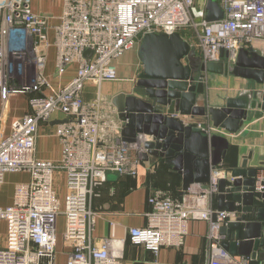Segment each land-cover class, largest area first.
Instances as JSON below:
<instances>
[{
    "label": "built area",
    "instance_id": "obj_1",
    "mask_svg": "<svg viewBox=\"0 0 264 264\" xmlns=\"http://www.w3.org/2000/svg\"><path fill=\"white\" fill-rule=\"evenodd\" d=\"M34 1L0 0L2 110L18 95L27 97L29 109L11 123L7 137L0 136V190L6 174L29 175L28 182L14 185L11 205L0 207V221L5 223L0 264H56L59 217L64 219L62 243L68 250L65 264H123L125 239L92 238L98 217L92 202L109 175L135 177L145 145L155 140L138 134L132 143L123 141L122 127L106 118L117 114L101 98L100 88L120 81L117 61L137 51L147 34L178 33L205 64L225 61V54L235 58L240 49L264 42V0H217L223 18L214 22L205 20L207 0H60L58 17L34 11ZM51 48L56 76L76 67L74 78L58 90L45 76ZM88 86L96 94L86 101ZM54 117L61 157L40 160L35 154L38 131ZM171 117L209 135L226 134L189 117ZM58 174L65 177L63 202ZM222 177L221 171L213 172L208 184L190 185L179 199L151 192L144 225L128 229L126 239L157 255L162 248L184 245L190 221H206L209 264H250L220 248L218 230L238 215L236 210L217 214L209 205ZM255 190L264 191V178L259 177Z\"/></svg>",
    "mask_w": 264,
    "mask_h": 264
},
{
    "label": "water",
    "instance_id": "obj_2",
    "mask_svg": "<svg viewBox=\"0 0 264 264\" xmlns=\"http://www.w3.org/2000/svg\"><path fill=\"white\" fill-rule=\"evenodd\" d=\"M205 10L207 22L223 18L217 0H207ZM137 58L141 68L131 93H119L110 102L122 123L120 137L132 143L138 134L152 136L155 142L145 145L142 159L154 157L170 166L172 173L179 174L182 196L190 185H206L212 173L220 171L229 141L183 125L171 116L206 119L207 125L226 135H245L244 123L264 116V56L252 48H242L235 58L225 54V61L205 64L196 50L173 33L143 36ZM209 75L233 76L247 81L249 86L236 97L225 99L222 107H210L204 98L199 104L198 97L205 94L204 81ZM252 157L251 152L243 157L239 167L221 171L216 213L231 214L236 204L242 207L232 221L220 227L218 234L224 252L264 264V225L259 222L264 220V207L255 209L253 218L257 221H251L255 176L258 168L264 167V156L259 159V167L249 168ZM260 197L264 206V191ZM215 220L216 214L212 216Z\"/></svg>",
    "mask_w": 264,
    "mask_h": 264
},
{
    "label": "crops",
    "instance_id": "obj_3",
    "mask_svg": "<svg viewBox=\"0 0 264 264\" xmlns=\"http://www.w3.org/2000/svg\"><path fill=\"white\" fill-rule=\"evenodd\" d=\"M34 1V11L51 13L58 17L61 6H47L43 10H38ZM57 21H52L56 24ZM52 39V35L50 34ZM256 53L264 56V42L256 41L248 46ZM132 51L125 54L117 61V70L120 81L114 83H105L99 90L101 98L106 103L119 94L129 95L134 87L135 79L140 71V63L136 54ZM76 67L71 66L60 77L55 74V49L51 48L48 54V61L45 69L51 87L54 90L61 89L69 83L75 76ZM205 94L198 97V103L202 104V99L207 100L210 107H222L224 101L230 97H236L237 94L247 89L248 82L233 76H207L205 81ZM96 91L88 86L84 90L83 97L86 101L95 97ZM27 97L18 95L9 98L6 103V109L2 110V98L0 96V136L7 137L10 133V125L17 119L22 118L28 112ZM107 120L116 126L121 127V122L117 115L108 113ZM196 122L208 126L206 119L198 118ZM57 117L53 118L48 124L40 126L36 142V158L40 160H58L61 157L62 147L59 139L55 135L58 125ZM242 131L245 135H222L229 141V149L223 160L220 171H229L240 166L243 157L253 153V157L248 162L249 168L259 167V159L264 156V116L260 119H252L245 122ZM120 132V130H119ZM116 134V133H115ZM119 135V134H118ZM118 135H115L118 136ZM117 138V137H116ZM171 167L163 161L149 157L148 160L142 159L137 175L135 177H118L109 175L106 182L96 190V196L93 199L92 207L98 214L92 238L98 241L103 238H114L118 240L125 239L123 246V264H209L210 257V225L206 221H190L188 224V235L184 245L179 249L162 248L157 255L151 254L144 247L132 245L126 239L128 229L142 227L145 223L143 214L147 209L148 195L153 191H159L164 195L179 199V187L181 185V176L172 173ZM262 171L255 176L253 212L251 221H257L255 218V209L264 207L261 205V197L256 189L257 180L264 178V167L258 168ZM222 179V178H221ZM29 180L27 173H9L5 175L2 186L6 194L1 197L0 207L5 208L11 205L13 197V188L17 183H26ZM220 180V179H219ZM57 188L61 201H64L65 195V177L64 174L57 175ZM1 188V189H2ZM217 195L211 199L209 205L213 210L217 208ZM227 201L229 199L227 198ZM241 204L235 205V210L240 213ZM254 217V218H253ZM264 225V220L259 221ZM60 228V229H59ZM64 228V219L59 217L58 230H61V236ZM264 233V232H263ZM5 235V223L0 221V242ZM68 250L63 247V243L58 236L57 260L56 264H65ZM240 258V257H236ZM250 261V260H249ZM250 264L258 262L250 261Z\"/></svg>",
    "mask_w": 264,
    "mask_h": 264
},
{
    "label": "rangeland",
    "instance_id": "obj_4",
    "mask_svg": "<svg viewBox=\"0 0 264 264\" xmlns=\"http://www.w3.org/2000/svg\"><path fill=\"white\" fill-rule=\"evenodd\" d=\"M57 2H60V0H56V1H54L53 2V4H54V6H52V7H58V5H60V3L58 4ZM58 4V5H57ZM35 5H36V7H37V9L38 10H43V9H45L47 6H49V5H52V1L51 0H38L37 1V3H35ZM132 52L133 53H135L136 54V50L134 49V50H132ZM134 54V55H135ZM6 194V192H4V190H3V188L0 190V195H1V197H3L4 195ZM60 198H61V196H60ZM60 229V228H59ZM59 232H58V236H59V239H61V241H62V236H61V230H58Z\"/></svg>",
    "mask_w": 264,
    "mask_h": 264
}]
</instances>
